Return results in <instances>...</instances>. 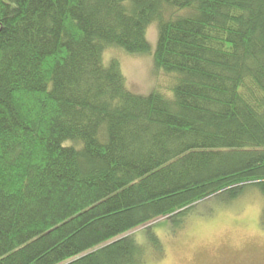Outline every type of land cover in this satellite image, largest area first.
Here are the masks:
<instances>
[{
    "label": "trees",
    "instance_id": "1",
    "mask_svg": "<svg viewBox=\"0 0 264 264\" xmlns=\"http://www.w3.org/2000/svg\"><path fill=\"white\" fill-rule=\"evenodd\" d=\"M154 22L173 97L103 62ZM258 193L264 0H0V264H145L132 231Z\"/></svg>",
    "mask_w": 264,
    "mask_h": 264
},
{
    "label": "rangeland",
    "instance_id": "2",
    "mask_svg": "<svg viewBox=\"0 0 264 264\" xmlns=\"http://www.w3.org/2000/svg\"><path fill=\"white\" fill-rule=\"evenodd\" d=\"M158 23L147 29L150 50L131 53L109 46L104 65L119 60L126 86L134 93L158 91L173 97L176 74L157 67ZM246 193V192H245ZM228 200L210 196L173 220L160 218L132 231L144 246L145 264H264V197L258 193ZM244 196V197H243Z\"/></svg>",
    "mask_w": 264,
    "mask_h": 264
}]
</instances>
